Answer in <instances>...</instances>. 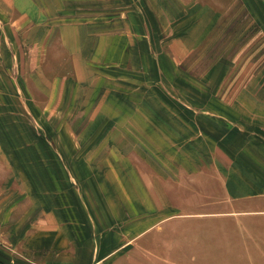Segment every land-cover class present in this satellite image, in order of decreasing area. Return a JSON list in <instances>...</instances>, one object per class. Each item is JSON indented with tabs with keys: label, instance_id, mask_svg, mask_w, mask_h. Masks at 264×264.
Returning a JSON list of instances; mask_svg holds the SVG:
<instances>
[{
	"label": "crops",
	"instance_id": "obj_1",
	"mask_svg": "<svg viewBox=\"0 0 264 264\" xmlns=\"http://www.w3.org/2000/svg\"><path fill=\"white\" fill-rule=\"evenodd\" d=\"M211 218L264 246V0H0V264H152Z\"/></svg>",
	"mask_w": 264,
	"mask_h": 264
},
{
	"label": "rangeland",
	"instance_id": "obj_2",
	"mask_svg": "<svg viewBox=\"0 0 264 264\" xmlns=\"http://www.w3.org/2000/svg\"><path fill=\"white\" fill-rule=\"evenodd\" d=\"M245 28L249 27L247 17L245 18ZM242 25V23H240ZM239 25L238 29H242ZM232 28L223 33L220 30L214 36L215 46H219L226 41H235L237 24L231 25ZM220 33V34H219ZM225 35V38L221 34ZM213 55L214 52L212 53ZM202 56V62L205 60V55ZM210 56V54H208ZM27 118H22V122H26ZM219 218L208 219L207 227H199L188 223H182L181 228H170L165 230L164 237L161 239L158 254V260L152 261V264H264V246H257L254 251L252 242L253 229L241 230L243 234L239 235L235 228L220 229ZM234 218H229V223L232 225ZM251 220V219H247ZM218 226V227H217ZM234 226V225H233ZM225 236V237H223ZM223 237V238H222ZM228 241V244L222 243ZM245 241V243H244ZM259 247L260 250H259ZM237 254L245 257L244 260H237ZM257 258V259H256Z\"/></svg>",
	"mask_w": 264,
	"mask_h": 264
}]
</instances>
